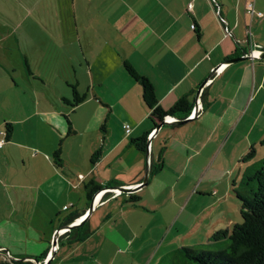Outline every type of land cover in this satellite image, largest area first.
<instances>
[{
    "label": "crops",
    "instance_id": "crops-1",
    "mask_svg": "<svg viewBox=\"0 0 264 264\" xmlns=\"http://www.w3.org/2000/svg\"><path fill=\"white\" fill-rule=\"evenodd\" d=\"M263 52L264 0H0V247L15 258L49 250L66 216L89 209L86 183L135 187L148 157V182L132 191L140 201L98 194L85 219L92 233L58 244L51 264H175L182 246L227 239L212 235L238 223L233 185L262 159ZM125 60L163 108L182 96L203 105L184 123L160 122L146 151L130 144L154 124ZM74 89L86 96L73 107ZM73 134L90 140L62 145Z\"/></svg>",
    "mask_w": 264,
    "mask_h": 264
},
{
    "label": "trees",
    "instance_id": "trees-1",
    "mask_svg": "<svg viewBox=\"0 0 264 264\" xmlns=\"http://www.w3.org/2000/svg\"><path fill=\"white\" fill-rule=\"evenodd\" d=\"M124 68L128 74L142 87V96L145 104L150 109L149 118L154 124V128L164 120L167 115H174L178 119H184L193 107L187 96L180 97L171 107L165 109L159 104L154 86L151 81L144 75L140 74L136 68L128 61H124ZM85 94H79L74 89V98L70 102L71 106H76L85 99ZM66 100V99H65ZM67 117V116H66ZM68 119V117H67ZM68 134L73 132V128L68 119ZM101 130L106 131L105 121L101 125ZM7 136L12 133V124H6ZM148 134L146 133L138 138H132L130 144L141 151L147 149ZM264 145V140L262 141ZM255 149L252 147L246 154V158L254 156ZM101 156V149L98 148L91 156V162L95 163ZM56 166L63 168L64 160L61 156V142L52 154ZM160 165L152 162L150 174H153ZM119 186L116 181L99 183L91 179L84 185L86 196L89 200L93 195L102 188ZM233 193L240 202V214L242 220L233 226V229L218 230L213 233L212 239H228V244L220 250H209L202 247L182 246L179 252V259L184 264H264V156L257 163L248 167L237 183L233 185ZM121 192L120 194H123ZM129 196L125 202L137 204L140 196L136 193H128ZM86 212V211H84ZM83 214V213H82ZM79 212H71L63 222L67 225L79 218ZM92 233L89 222L85 220L81 224L74 226L63 233L59 238V244H74L86 239ZM48 251V250H47ZM47 251L35 257H23L6 260L0 258V263L7 264H34L27 258L36 260L43 259ZM159 264H164V260Z\"/></svg>",
    "mask_w": 264,
    "mask_h": 264
},
{
    "label": "built area",
    "instance_id": "built-area-1",
    "mask_svg": "<svg viewBox=\"0 0 264 264\" xmlns=\"http://www.w3.org/2000/svg\"><path fill=\"white\" fill-rule=\"evenodd\" d=\"M189 7L191 8L192 7V4H189ZM247 9H248L249 12H252V13L255 11L253 2H249L248 3ZM258 14L261 15L262 12L261 11H258ZM223 21H224V24H225L226 33L229 34L231 31H230L229 26L227 25L228 24L227 23V20L225 18H223ZM243 41L245 42V40H243ZM252 50L253 49H251L250 51L246 52V55L249 56V57H252L253 56V51ZM221 66L222 65H220L219 67H221ZM219 67H217L216 71L219 69ZM202 109H203V105H202L201 101L199 100V101H197L196 105H194L192 107L191 111L186 116V118H193V117H195L196 115H198L200 113V111ZM178 120H180V119H178L174 115H167L164 118L163 121L174 123L175 121H178ZM123 126H124V128H125V130L127 132L130 131V124L129 123H125ZM155 131H156V128H153L152 131L149 133L148 137L151 138V136L155 133ZM5 140L6 139L4 137L0 139V146H2V144L5 142ZM111 191H113L115 194H120L121 193L118 189H115V188H106V189L101 190L98 194H101V196H103L104 194H106L108 192H111ZM63 233H64L63 230H61L60 231V234L58 235V244H59V238H60V236ZM58 244L56 245L55 250L57 249ZM51 257H52V243H51L50 249L47 251V254H46V256L43 259H41V260H36L34 258H27V259L33 261L34 264H51ZM0 258L11 261L15 257H13V255L5 247H0ZM15 259H17V258H15Z\"/></svg>",
    "mask_w": 264,
    "mask_h": 264
},
{
    "label": "water",
    "instance_id": "water-1",
    "mask_svg": "<svg viewBox=\"0 0 264 264\" xmlns=\"http://www.w3.org/2000/svg\"><path fill=\"white\" fill-rule=\"evenodd\" d=\"M247 57H248V56L234 57V58L229 59V62L238 61V60H241V59H244V58H247ZM262 57H264V52H263V54H262ZM216 69H217V67L215 68L214 72L216 71ZM206 81H207V79L204 80L203 83L200 85V87H199V89H198V92H200V91L203 89V87H204ZM188 119H189V118L180 119V120H178V121H175L174 123H178V124H179V123H184V122H186ZM163 123H165V121H162V122L160 123V125L163 124ZM148 179H149V157H148V165H147V167H146L144 180H143L139 185H137V186H135V187H133V186H122V185L120 186V185H119V186H113V187H109V188H115V189H118L120 192H132V191L136 190V188H137L138 186H140V185H142V184H146V183L148 182ZM104 189H106V188H104ZM100 191H101V190H98V191L93 195V197H92V199H91V201H90V207H89V209L86 211V213H84L83 215H81V216H80L79 218H77L74 222L69 223V224H67V225H64V226L58 228V229L55 231L54 236H53V239H52V241H51V243H52V257L54 256V253H55V251H56V250H55V247H56V245L58 244V235L60 234V231L63 230V232H65V231L69 230L70 228H72V227H74V226H77V225L81 224L82 222H84L85 219H86V217H87V215L90 213V211H92V209H93V207H94V204H95V198H96L97 194H98ZM52 257H51V259H52Z\"/></svg>",
    "mask_w": 264,
    "mask_h": 264
},
{
    "label": "rangeland",
    "instance_id": "rangeland-1",
    "mask_svg": "<svg viewBox=\"0 0 264 264\" xmlns=\"http://www.w3.org/2000/svg\"><path fill=\"white\" fill-rule=\"evenodd\" d=\"M14 3L12 2V5ZM12 13L15 15V16H18L19 14V11L17 8H12ZM74 116V115H73ZM64 119V118H63ZM65 123L66 120H64ZM68 124V123H67ZM66 124V125H67ZM56 133L58 134V136L60 135L59 132L56 131ZM62 136L60 135V137H58V140H57V144H59V140ZM90 140V135H84V134H73L71 136H68L66 139L63 138V141H62V145L65 144V146H69V147H72V146H81L83 143H88V141ZM100 141H101V137H100ZM264 156V147L262 148V157ZM107 194H110L107 193ZM234 201H235V204H236V207H237V212L236 213V216H237V221L240 222L242 220V217H241V214L239 212V209H240V202L239 200H237V198L235 197L234 195ZM53 239V237H52ZM224 241V242H223ZM220 244H216V245H205L203 246L202 248H206V249H209V250H220V249H223L227 246L228 244V239H224ZM164 264H174V261L172 259H169V261H164ZM175 264H184L182 260H180L179 258H176V263Z\"/></svg>",
    "mask_w": 264,
    "mask_h": 264
}]
</instances>
